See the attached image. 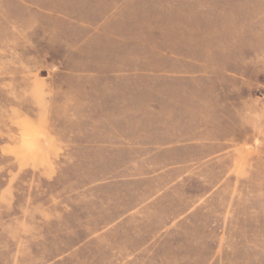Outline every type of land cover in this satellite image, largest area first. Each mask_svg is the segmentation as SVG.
<instances>
[{
    "label": "rangeland",
    "instance_id": "rangeland-1",
    "mask_svg": "<svg viewBox=\"0 0 264 264\" xmlns=\"http://www.w3.org/2000/svg\"><path fill=\"white\" fill-rule=\"evenodd\" d=\"M0 264H264V0H0Z\"/></svg>",
    "mask_w": 264,
    "mask_h": 264
}]
</instances>
